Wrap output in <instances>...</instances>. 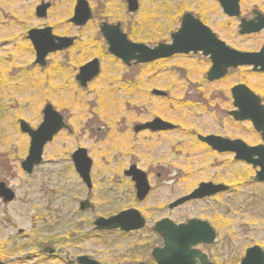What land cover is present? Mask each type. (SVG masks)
<instances>
[{
	"label": "rangeland",
	"instance_id": "obj_1",
	"mask_svg": "<svg viewBox=\"0 0 264 264\" xmlns=\"http://www.w3.org/2000/svg\"><path fill=\"white\" fill-rule=\"evenodd\" d=\"M87 1L93 19L77 27L69 21L77 0H16L19 7L0 0V182L16 195L10 203L0 199V258L6 264H77L79 256L101 264H152L151 250L161 244L152 227L164 217L177 223L189 219L210 222L216 242L198 249L214 264H240L252 246L264 250V184L255 180L252 166L235 161L233 154H218L197 139V135L213 134L251 146L261 144L249 122H235L228 112L235 109L229 90L236 84L245 83L264 99V76L240 68L220 83H209V60L201 54L177 55L148 67H127L107 52L100 32L103 22L119 23L129 39L149 47L170 42V31L178 25L170 22V12L158 0H140L141 8L134 15L127 12L125 0ZM242 1L248 9L255 3L264 8V0ZM161 2L172 5L168 0ZM42 3H50L46 18L36 14ZM155 9L160 15L157 27H164L158 38L156 30L149 28L152 20L146 26L141 21L145 11ZM209 18L214 28L223 23L217 21L218 15ZM46 27L56 36L76 41L70 49L49 55L43 68L34 65L28 32ZM230 31L221 37L232 49L255 51L264 43V36L242 38ZM93 58L99 59L101 72L82 89L75 77ZM56 72L60 74L57 86L51 82ZM35 80L42 81L41 91L25 88L30 82L35 87ZM133 81L138 88L127 86ZM153 90L167 97H156ZM46 104L64 117L72 133L58 134L45 147L42 164L27 174L21 163L27 157L30 138L20 132L18 123L24 120L36 129ZM154 118L176 129L134 133L136 125ZM159 146L165 147L161 155L156 151ZM80 148L93 161L90 194L71 159ZM132 165L146 173L152 187L144 202L137 200L134 183L123 175ZM202 182L222 183L230 190L168 211L170 203ZM85 199L93 210H79ZM127 209L142 214L147 221L144 230L126 237L93 230L98 217ZM47 247L56 253L45 254Z\"/></svg>",
	"mask_w": 264,
	"mask_h": 264
},
{
	"label": "water",
	"instance_id": "obj_2",
	"mask_svg": "<svg viewBox=\"0 0 264 264\" xmlns=\"http://www.w3.org/2000/svg\"><path fill=\"white\" fill-rule=\"evenodd\" d=\"M226 11L230 15H238V0H220ZM128 11L137 12L139 6L137 0H127ZM50 4H41L36 9L39 18H45ZM92 19L90 6L86 0H77L74 15L70 22L75 26L83 27ZM264 20V18H261ZM256 29H253L255 31ZM100 31L108 45V52L115 58L121 60L128 67L138 64H148L162 59H168L178 54L188 55L191 52H202L204 56H210L213 66L208 74L209 81L219 80L224 77L229 68H238L241 66H253L254 71L264 72V47L257 53H242L229 48L224 42L217 39L215 35L199 21L194 20L190 15L183 17L180 29L172 35V43L169 45L161 44L156 48H149L143 44L132 43L127 35L122 32L120 24L109 25L103 23ZM28 39L31 41L36 52L35 65L46 66V58L51 53L64 51L73 46L75 39L66 37H57L52 34L51 28L35 29L28 33ZM260 67V69H258ZM100 74V63L94 59L79 69L76 81L82 88ZM234 106L239 109L238 112L230 114L237 121L251 120L258 131L262 132L264 140V106L260 105V100L251 93L244 85L236 86L232 89ZM157 97H165L166 93L153 91ZM21 131L30 137V148L28 156L22 162V169L31 174L35 166L42 162L44 148L51 143L54 137L62 130L70 131L65 124L64 118L52 105H46L43 109V122L33 130L24 121L21 122ZM175 126L168 124L160 119H155L150 123L135 127V132L151 130L153 132L175 130ZM199 140L211 146L219 152L235 153L236 159L259 167L256 174V180L264 182V146L248 148L241 141H230L214 136L201 137ZM257 156L258 159L254 160ZM72 162L76 172L79 174L88 190L92 189L90 172L92 160L88 157L85 149H77L72 155ZM126 176L132 177L135 183L136 196L139 201H143L150 193V186L146 175L132 166L125 172ZM228 188L221 184L201 183L190 195L184 196L170 205V209H175L193 200H201L225 192ZM0 198L5 203L11 202L15 198L14 192L7 188L4 183H0ZM89 201L80 203V210L92 209ZM146 225L145 219L134 209L123 211L113 217H100L94 222L95 231L121 230L123 232L139 231ZM154 230L162 235L165 240L163 249H156L152 256L156 264H197V259L201 264H211L207 257L193 248L200 245H210L215 240V234L208 223L199 220H190L186 224L175 225L170 219H163L156 223ZM54 250L45 249V253L54 254ZM78 264H100L87 256H81L77 259ZM0 264H5L0 259ZM143 264V263H140ZM240 264H264V251L253 246L246 250L245 256Z\"/></svg>",
	"mask_w": 264,
	"mask_h": 264
},
{
	"label": "flooded vegetation",
	"instance_id": "obj_3",
	"mask_svg": "<svg viewBox=\"0 0 264 264\" xmlns=\"http://www.w3.org/2000/svg\"><path fill=\"white\" fill-rule=\"evenodd\" d=\"M138 1V6H139V8H138V10H137V12H135V13H130L129 11H128V3H127V0H125V3H126V9H127V12L129 13V14H131V15H134V14H136V13H138L139 12V10H140V8H141V2H140V0H137ZM156 2H158V3H161V5L162 6H164V8H166V10L168 11V12H170V15H169V20H170V22L171 23H175V25H178V28L176 29V30H174V31H170V36H169V38H170V42H168V43H165V42H159V43H157L154 47H149V46H147L146 44H143V43H138V44H143V45H145V46H147V47H149V48H151V49H153V48H156V47H158L159 45H161V44H164V45H169V44H171L172 43V35L181 27V25H182V20H183V17L186 15V14H188V15H190L194 20H197V21H199L203 26H205L206 28H208L214 35H215V37L217 38V39H219V40H221V41H223V42H225L224 41V39H222V37H221V34L224 32V31H229V30H231L230 32H233V33H235L238 37H259L260 35L261 36H264V20H261V18H264V8H259L258 7V5H256L257 3H255L254 5H252V7L251 8H246V6H244V4H243V1L242 0H238V8H239V14L238 15H230L229 13H227L226 11L228 10V11H231L230 10V8H225L222 4H221V2H220V0H190V5H188L187 6V3H188V0H187V3H185V4H182V2H184V1H180V0H168V2H171L172 3V5L170 6V5H167V4H163V2H161V0H158V1H156ZM144 8V7H143ZM156 11V9L155 10H153V11H145L144 12V14H143V16H142V18H141V21L143 22L144 21V24H145V26L146 25H151V20H152V23H153V25L152 26H149V28H150V30L151 29H154V30H156V34H157V36H155V38H158V37H160L161 35V32L164 30L163 28V26H161V24H158V27H157V23H158V18H159V14L157 13V12H155ZM210 15H218V19H217V21L218 22H223V23H221V24H219L218 26H217V28H214L212 25H211V21H210V18H209V16ZM121 26V25H120ZM232 29L234 30V31H232ZM253 29H256L255 31H253ZM149 30V31H150ZM124 32V31H123ZM126 35H127V37H128V39L131 37L129 34H127L126 33ZM260 36V37H261ZM131 42H134V41H132L131 39H129ZM76 41V40H75ZM135 43H137V42H135ZM226 43V42H225ZM264 47V43L258 48V50H255V51H239V50H237V51H239V52H242V53H257V52H259L262 48ZM54 54V53H53ZM191 54H193V55H197V54H201L203 57H205V58H207L208 60H209V68H208V71H207V73H206V80L209 82V83H220L223 79H225L226 77H228L229 76V73H230V71H232V70H236V69H240V68H248V69H250V71H251V73L253 74V75H257V74H261V75H263L264 76V72H260V71H254L253 70V66H247V67H238V68H235V69H229L228 70V73L226 74V76H225V78H223V79H219V80H217V81H213V82H210L209 80H208V74H209V72H210V70H211V68H212V66H213V63H212V60H211V57L210 56H204L203 55V53L202 52H198V53H193V52H191L190 54H188V55H191ZM188 55H184V56H188ZM166 60H168V59H166ZM159 61H162V60H159ZM159 61H156V62H152V63H158ZM152 63H150V64H152ZM150 64H138V65H146V66H144V67H148V66H150ZM35 65V64H34ZM138 65H134V64H132V66H138ZM258 69H260V67L258 68ZM96 79V78H95ZM94 79V80H95ZM75 80H76V78H75ZM94 80H92V81H94ZM91 81V82H92ZM90 82V83H91ZM79 84V83H78ZM239 85H244L245 87H247L251 92H253L254 94H256L260 99H261V101H262V103L264 104V99L261 97V96H259L254 90H251L245 83L243 84V83H239V84H236V85H234V86H239ZM79 86H80V84H79ZM233 86V87H234ZM81 87V86H80ZM233 87H231L230 88V95H231V98H232V88ZM47 105V104H46ZM45 105V106H46ZM49 105V104H48ZM45 106H44V108H45ZM43 108V109H44ZM232 111H234V110H231V111H229L228 112V114L230 113V112H232ZM81 112H83V110H81ZM42 115H43V110H42ZM232 118V117H231ZM65 120V119H64ZM22 121H24V120H20L19 121V123H18V125H19V130H20V132L22 133V134H24L22 131H21V126H20V124H21V122ZM24 122H26V121H24ZM66 122V121H65ZM27 123V122H26ZM147 123V122H146ZM240 123V122H239ZM28 124V123H27ZM29 125V124H28ZM30 126V125H29ZM31 127V126H30ZM136 127V126H135ZM135 127L133 128V131H134V133H136V134H138V133H142V132H148V133H152L153 131H151V130H144V131H140V132H135ZM253 128V127H252ZM253 130L255 131V133L256 134H258L259 135V137H260V139H261V144H262V142H263V139H262V135H261V133H259L258 132V130L257 129H254L253 128ZM161 132V131H160ZM160 132H153V133H160ZM205 137H209V136H214V137H218V138H223V139H228V140H239V141H241V142H243V143H245L244 141H242V140H240V139H230V138H226V137H222V136H219V135H213V134H210V135H204ZM202 144H204V145H206L207 147H209L212 151H214V152H216V153H218V154H228V153H222V152H219L218 150H214L211 146H209L208 144H206V143H202ZM246 144V143H245ZM258 145H260V144H258ZM258 145H254V146H258ZM248 146H250V147H253V146H251V145H248ZM230 154H232V153H230ZM233 156H234V160L235 161H237V162H243L242 160H238V159H236L235 158V155L233 154ZM255 160H256V158H255ZM244 163V162H243ZM246 164V163H245ZM248 165V164H247ZM253 168V170L255 171V176H256V174H257V172H258V169L257 168H254V167H252ZM126 171V170H125ZM125 171L123 172V175L125 176ZM125 177H127V176H125ZM127 178H129V177H127ZM255 178V177H254ZM131 180V179H130ZM132 181V180H131ZM262 184V183H261ZM92 187H93V185H92ZM151 190H152V187H151ZM92 191V189L89 191L88 190V194H90V192ZM219 195H221V194H219ZM219 195H217V196H219ZM214 197H216V196H214ZM212 198V197H211ZM206 199H208V198H206ZM85 200H88V199H85ZM202 200H204V199H202ZM90 201V200H89ZM197 201H201V200H197ZM170 205V204H169ZM168 205V211L170 212V211H173L174 209H170V206ZM179 208V207H178ZM93 209H94V207H93ZM175 209H177V208H175ZM125 211V210H124ZM121 212H123V211H121ZM120 213V212H119ZM165 218H168V219H171L170 217H164V218H161L160 220H162V219H165ZM160 220H158V221H160ZM172 220V219H171ZM158 221H156L155 223H154V225H153V227H152V231L156 234V237H157V239H159V241H160V246H156L155 248H153L152 250H151V258L153 257L152 256V253H153V251L154 250H156V249H163L164 247H165V240H164V238L162 237V235L160 234V233H158V232H156L155 230H154V228H155V225H156V223L158 222ZM189 221V220H188ZM188 221H186V222H179V223H177V222H175V221H173L172 220V222H174L175 224H177V225H180V224H185V223H187ZM202 221H205V220H202ZM205 222H207L208 224H209V226L210 227H212V224L210 223V222H208V221H205ZM146 226H147V221H146ZM146 226L143 228V229H141L140 231H136L137 233L138 232H141L142 230H144L145 228H146ZM213 228V227H212ZM93 230H94V224H93ZM213 230H214V228H213ZM215 231V230H214ZM109 232H117L119 235H121L122 237H126L127 236V234H130V233H124V232H122V231H120V230H114V231H109ZM134 233V232H133ZM215 235H216V239H217V234H216V231H215ZM199 246H206V247H209V246H211V245H206V244H201V245H199ZM199 246H197L195 249L196 250H198V251H200L199 249H198V247ZM201 253H203L204 255H206V257H207V261L209 262V263H213V261L209 258V256L206 254V253H204V252H202V251H200ZM138 263H144V264H149L148 262H143V261H140V262H138ZM138 263H133V264H138ZM151 263L152 264H156V262H155V260L152 258L151 259ZM197 264H201V262H200V260L199 259H197ZM214 264V263H213Z\"/></svg>",
	"mask_w": 264,
	"mask_h": 264
},
{
	"label": "bare ground",
	"instance_id": "obj_4",
	"mask_svg": "<svg viewBox=\"0 0 264 264\" xmlns=\"http://www.w3.org/2000/svg\"><path fill=\"white\" fill-rule=\"evenodd\" d=\"M9 2H10L13 6L16 5V7H19V4H20V3H19V2H16V0H9ZM18 22L22 23V22H27V21L24 20V19H19ZM59 77H60V74H59L58 72H56V73L53 74V76H52V78H51V82H53V84H54L55 86L58 85V84H55V81H57V79H58ZM34 82H35V83H33V85H34L35 87H37V88L31 86V82L28 83V84L25 86V88H26V89H28V88H33L36 92L41 91V89H42V81H40V80L36 81V80H35ZM55 86H53V85L51 84V88H54ZM55 90H56V89H55ZM116 103H117V102H115L114 105H115ZM187 122H188V119H187ZM188 123L192 124V120L190 119ZM156 151H157L158 155H159V153H160V155H161L162 153H164V151H165V147H164V149H163L162 146H159V147L156 148Z\"/></svg>",
	"mask_w": 264,
	"mask_h": 264
},
{
	"label": "trees",
	"instance_id": "obj_5",
	"mask_svg": "<svg viewBox=\"0 0 264 264\" xmlns=\"http://www.w3.org/2000/svg\"><path fill=\"white\" fill-rule=\"evenodd\" d=\"M125 83H126V82H125ZM126 84H127V83H126ZM130 85L134 86V88H138V83L136 84L135 81H133V82H129V83L127 84V86H130ZM0 255L2 256L1 251H0Z\"/></svg>",
	"mask_w": 264,
	"mask_h": 264
}]
</instances>
